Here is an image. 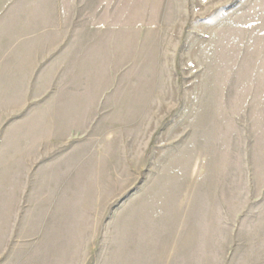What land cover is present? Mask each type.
Segmentation results:
<instances>
[{
  "label": "rangeland",
  "instance_id": "374dc122",
  "mask_svg": "<svg viewBox=\"0 0 264 264\" xmlns=\"http://www.w3.org/2000/svg\"><path fill=\"white\" fill-rule=\"evenodd\" d=\"M0 264H264V0H0Z\"/></svg>",
  "mask_w": 264,
  "mask_h": 264
},
{
  "label": "crops",
  "instance_id": "0c3cea01",
  "mask_svg": "<svg viewBox=\"0 0 264 264\" xmlns=\"http://www.w3.org/2000/svg\"><path fill=\"white\" fill-rule=\"evenodd\" d=\"M104 4H106L105 2H103V5ZM107 5H108V3H107ZM106 6V5H105ZM105 11V10H104ZM104 11H102L103 12V18L102 19H100V21H99V23H101V25L99 26V28H103V29H109V28H112V26H110V25H108V18H106L105 16H104V14L106 13V12H104ZM106 15V14H105ZM126 26H123V28H125Z\"/></svg>",
  "mask_w": 264,
  "mask_h": 264
}]
</instances>
